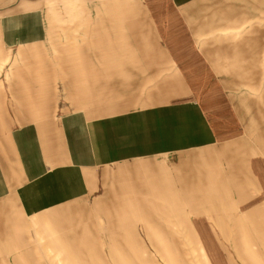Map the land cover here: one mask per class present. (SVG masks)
I'll return each mask as SVG.
<instances>
[{
  "label": "rangeland",
  "instance_id": "1",
  "mask_svg": "<svg viewBox=\"0 0 264 264\" xmlns=\"http://www.w3.org/2000/svg\"><path fill=\"white\" fill-rule=\"evenodd\" d=\"M62 6L55 4L54 12H49L54 17L47 20L49 33L47 36L41 33L40 41L33 42L37 35L30 39L21 34L16 39L8 36L0 44V138L7 139L10 134L15 112L39 116L51 112V107L52 111L62 112L86 105L95 97V85L100 84L87 81L85 76L89 72L94 74L95 68L78 65L79 59L87 56L83 50L87 40L85 35L77 33L78 28L72 29V20L62 18ZM204 11L207 20H201L207 22V29L195 36L204 47L211 48L206 51L208 64L211 67L213 64L217 72L205 84L208 96L203 102L209 116L223 129L219 131L222 142L241 139L261 154L262 161L257 159L256 164L262 182L259 194L222 196L215 190L240 182L237 176L227 179L226 184L222 181L224 169L228 177L232 174L229 163L233 159L228 155L208 161L204 167H210V178L199 180H165L159 178L158 165L153 166L157 172L151 170L149 174L148 164L135 162L120 169V172L130 171L117 181L108 175L100 194L95 191L83 201L66 204L67 207L29 216L1 207L0 264H239L242 253L245 259L254 256L255 251H264V220L259 219L262 214L264 217V0H222L209 4ZM197 20L202 27L200 19ZM27 21L28 28L40 23L39 29L45 31L46 20ZM72 30L74 33L70 34ZM192 38L195 42V37ZM102 54L105 58V51ZM64 61L72 65L64 66ZM102 69L104 80L112 69H119L121 76V67ZM101 85L109 93L111 84L104 81ZM118 85L132 87L133 84ZM150 85L152 89L157 86ZM86 91L90 95L87 99ZM213 167L219 170L216 172ZM184 173L191 175V171ZM177 183L190 187L184 188V193L212 190L218 192L220 199L210 203L214 197L203 196L204 202H200V194H169L182 191L176 189ZM191 183L210 188H192ZM124 187L126 192H110ZM101 198L103 204L98 200ZM253 206H261L255 216L250 210L244 213ZM10 213L13 219L5 220ZM251 217L258 218V224L250 225ZM256 225L263 229L249 227ZM258 256L264 258V252Z\"/></svg>",
  "mask_w": 264,
  "mask_h": 264
},
{
  "label": "crops",
  "instance_id": "2",
  "mask_svg": "<svg viewBox=\"0 0 264 264\" xmlns=\"http://www.w3.org/2000/svg\"><path fill=\"white\" fill-rule=\"evenodd\" d=\"M221 2L0 0V44L8 36L9 39L10 36L16 39L21 34L28 35L30 39L37 35L33 42L40 41L41 33H47L46 36L49 33L47 20L54 17L49 12H54L55 4L62 3V18L72 20V29L78 28L77 33L85 35L87 40L83 47L87 56L79 59L78 65L94 67V74L89 72L85 76L87 81L100 84L95 85V97L86 105L62 112L52 111L51 107V112H43L39 116L14 113L10 134L6 140L0 138V209L12 211L13 208L29 216L72 201H83L95 191L105 189L108 175L117 181L130 171L122 169L120 172V169L135 162L148 164L151 167L147 171L149 174L151 170L157 172V167L153 166L165 168L162 175L158 172L159 178L165 180L209 179L210 167L204 165L227 155L233 159L229 163L232 174L228 177L224 169L222 181L226 184L227 179L237 176L240 182L231 187L224 185L222 190L218 186L215 190L222 196L226 193L248 194L250 197L259 194L262 182L256 164L257 159L262 161L261 154L241 139L222 142L219 131L223 129L209 116L210 112L203 102V98L208 96L204 91L205 84L217 71L213 64V68L208 64L210 59L206 51L211 48L204 47L195 35L207 29V22L201 20L206 18L204 8ZM27 20H46L45 31L39 29L40 23L28 28ZM63 65L72 64L64 61ZM109 66L121 67V76L118 75L119 69H112L109 78L107 73L104 80L102 68ZM104 81L111 84L109 93L103 90L101 84ZM148 82L157 86L152 89ZM64 83L67 81L64 80ZM119 83L133 85L120 87ZM84 93V98L90 97L87 91ZM242 150L247 153L246 156H241L244 153ZM118 164L121 165L116 166ZM217 169L213 167L216 172ZM184 170L191 171V175ZM176 171L178 174H167ZM177 184L176 189L182 191L170 194H181L184 188H190L183 187V183ZM247 186L246 189L238 188ZM191 187L210 188L194 183ZM186 191L187 194H200V202H204L203 196L214 197L209 200L210 203L219 198L218 192L212 190ZM106 192L109 189L106 188ZM110 192L126 191L124 187L123 190ZM98 200L103 204L102 198ZM249 210L255 216L261 206L246 208L244 213ZM262 215L260 222L264 220ZM10 217L11 213L5 220L13 219ZM257 221L258 218L251 217L248 223L255 225ZM259 252L255 251L254 256L245 259L242 253L239 264H254L250 263L252 261L264 264V258L258 256ZM249 259L253 260L248 262Z\"/></svg>",
  "mask_w": 264,
  "mask_h": 264
},
{
  "label": "bare ground",
  "instance_id": "3",
  "mask_svg": "<svg viewBox=\"0 0 264 264\" xmlns=\"http://www.w3.org/2000/svg\"><path fill=\"white\" fill-rule=\"evenodd\" d=\"M96 99H97V98H96ZM145 122H146V121H145ZM161 154H162V153H161ZM163 154H164V153H163ZM176 158H177V157H176ZM161 159H162V158H161ZM93 160H94V159H93ZM171 162H172V161H171ZM164 171H165V168L160 167V166L158 165V172H160L161 175L164 173ZM182 173H183V172H182ZM169 194H170V193H169ZM176 200H177V199H176ZM176 200H175V202H176ZM117 202H118V201H116V203H117ZM164 202H165V200H164ZM117 204H118V203H117ZM121 207H124V205L121 206ZM130 208H131V207H130ZM247 219H248V218H247ZM248 220H249V219H248ZM246 224H247V223H246ZM243 225H244V223H243ZM259 225H260V224H259ZM259 225H256V226H249V227H255V228H257V229H258V228H259V229H260V228L263 229V226H259ZM243 227H248V226H243ZM249 227H248V229H249ZM240 229H241V228H240ZM246 229H247V228H246ZM241 230H242V229H241ZM244 230H245V229H244ZM246 231H247V230H246ZM251 231H252V230H251ZM254 231H255V230H254ZM240 232H241V231H240ZM243 232H244V231H243ZM243 232H242V233H243ZM252 232H253V231H252ZM257 232H259V231H257ZM242 233H241V234H242ZM247 233H248V232H247ZM262 233H263V232H262ZM229 234H230V233H229ZM250 235H251V234H250ZM255 236H256V235H255ZM241 237H242V236H241ZM262 237H264L263 234H262ZM256 238L258 239V237H256ZM257 239H256V240H257ZM262 240H263V239H262ZM243 241H244V240H243ZM127 243H130V242H127ZM258 243H259V242H258ZM261 243H262V242H261ZM263 243H264V242H263ZM260 247H261V246H260ZM247 249H248V248H247ZM247 249H246V250H247ZM258 252H259V251H258ZM261 262H262V261H261ZM261 262H260V263H261Z\"/></svg>",
  "mask_w": 264,
  "mask_h": 264
}]
</instances>
